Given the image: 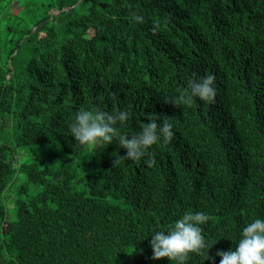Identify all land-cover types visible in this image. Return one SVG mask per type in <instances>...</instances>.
I'll use <instances>...</instances> for the list:
<instances>
[{
    "label": "trees",
    "instance_id": "trees-1",
    "mask_svg": "<svg viewBox=\"0 0 264 264\" xmlns=\"http://www.w3.org/2000/svg\"><path fill=\"white\" fill-rule=\"evenodd\" d=\"M23 4L0 0V264H172L150 235L196 211L214 259L187 264H220L264 218V0ZM194 74L215 76L214 101L165 102ZM91 108L127 110L125 134L173 118L174 137L139 162L115 141L78 145L70 124ZM18 174L40 191L10 210Z\"/></svg>",
    "mask_w": 264,
    "mask_h": 264
},
{
    "label": "clouds",
    "instance_id": "clouds-1",
    "mask_svg": "<svg viewBox=\"0 0 264 264\" xmlns=\"http://www.w3.org/2000/svg\"><path fill=\"white\" fill-rule=\"evenodd\" d=\"M137 23H143V16L133 17ZM217 95L215 76L212 74L189 79L187 86L167 103L191 107L198 98L203 102L214 101ZM129 119V112L117 109L106 112L97 108L80 109L70 124V136L78 145L94 148L101 144L117 143L118 148L125 149L124 161L139 162L147 156L153 145L169 143L174 137L173 118L160 117L154 112L147 115V123H141L139 130L132 134L119 131V126ZM159 121V122H158ZM117 163V160L115 161ZM148 166L154 160H146ZM210 220L205 212H187L174 221L166 230H156L150 237L153 260L166 259L172 264H187L190 254L204 256L205 261L213 260L210 245L204 235L202 226ZM220 264H264V218H256L244 226L238 235L235 247L228 251H218Z\"/></svg>",
    "mask_w": 264,
    "mask_h": 264
},
{
    "label": "rangeland",
    "instance_id": "rangeland-1",
    "mask_svg": "<svg viewBox=\"0 0 264 264\" xmlns=\"http://www.w3.org/2000/svg\"><path fill=\"white\" fill-rule=\"evenodd\" d=\"M12 1L17 6L16 5H12L11 12L13 14L17 15L21 11V8L24 6L23 0H12ZM41 1L44 4H50L51 3V0H41ZM24 152L25 153H27V152L30 153V151H26V150H24ZM21 154H22V152H21ZM19 156H20V162H24L25 159H28L27 158L28 156H23V155H19ZM59 156L60 155H58V157ZM23 188H26V193L28 195H33V194H36V193H38L40 191V187H38L36 185H32L31 183L28 182L27 178L24 175L18 174L16 176V178L14 179V181L12 182L9 190L6 193L7 197H5L7 207L10 210H12L13 205L15 204V201L18 198V191L20 189H23ZM26 193H25V195H26ZM13 218H14V213L11 212L10 219H13Z\"/></svg>",
    "mask_w": 264,
    "mask_h": 264
}]
</instances>
